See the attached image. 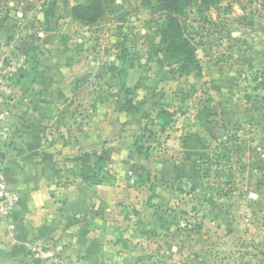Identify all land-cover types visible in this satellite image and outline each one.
Segmentation results:
<instances>
[{
	"label": "rangeland",
	"instance_id": "1",
	"mask_svg": "<svg viewBox=\"0 0 264 264\" xmlns=\"http://www.w3.org/2000/svg\"><path fill=\"white\" fill-rule=\"evenodd\" d=\"M52 1L0 0V46L18 43L13 55L27 65L11 146L18 149V132H34L50 146L71 143L74 157L110 155L106 163L86 158L107 177L102 184L128 190L120 222L104 237L120 248L98 264H264V0L185 10L198 64L186 69L165 60V21L153 4L117 0L85 26L69 15L81 0H55L46 17ZM161 108L172 113L167 127ZM144 131L140 156L133 145ZM75 166L81 194L72 201L96 196ZM17 259L50 264L28 252Z\"/></svg>",
	"mask_w": 264,
	"mask_h": 264
},
{
	"label": "crops",
	"instance_id": "2",
	"mask_svg": "<svg viewBox=\"0 0 264 264\" xmlns=\"http://www.w3.org/2000/svg\"><path fill=\"white\" fill-rule=\"evenodd\" d=\"M44 112L37 110L36 117ZM35 134L18 132L15 136L18 149L12 148L11 137L1 152L5 175L10 174L11 180L7 179L20 201L9 219L0 218V264H16L18 255L27 252L23 246L12 244V236L61 250L66 264L108 261L120 247L104 245V237L115 222H120L117 211L128 203L125 196L128 190L119 184L96 185L93 189L96 196L87 199L88 209L78 213L77 223L71 225L76 212L71 209V202L81 194L71 178L78 169L72 161L75 146L71 143L50 146Z\"/></svg>",
	"mask_w": 264,
	"mask_h": 264
},
{
	"label": "trees",
	"instance_id": "3",
	"mask_svg": "<svg viewBox=\"0 0 264 264\" xmlns=\"http://www.w3.org/2000/svg\"><path fill=\"white\" fill-rule=\"evenodd\" d=\"M117 0H81L76 5H73L69 9V15L76 21L84 24L85 26H94L99 21H101L107 14L108 10L116 4ZM145 7L153 6L157 11L162 12L164 17V28L162 29V45H167L165 50V60L173 63H181L182 68L186 69L190 65L198 67L197 61L195 60V48L191 46L188 41V36L186 34V27L181 24V17L184 15V11L188 8L197 5L199 2L208 6L219 3L221 0H144ZM153 8V7H152ZM56 4L55 0L51 2L50 8L47 10L45 16L48 17L50 14H55ZM126 90L127 97L132 94V90L129 87L124 88ZM188 95L182 96V101L188 99ZM129 105H133V99L129 98L127 101ZM142 102V100L140 101ZM160 107H168L166 102H158ZM140 113V112H139ZM159 117L163 121L164 127H167L171 121L172 113L168 112L166 109L161 108ZM148 118V114L143 113V119ZM146 131V130H145ZM145 131L137 136L134 142V154L144 155L147 151L144 144ZM87 157H94L99 163H106L111 159L110 155L106 153H97L96 151L91 154H83L78 157L72 158V161L76 162L81 166L82 173L79 176L84 179V181H91L94 185H100L106 181L107 177H103L102 174L95 173L92 171V167H88L86 164ZM11 180L10 174L7 176ZM79 199V198H78ZM78 206H83V208H78ZM87 199L84 201H73L71 202V209L76 211L71 220V225L77 223L75 216L78 213H83L88 208ZM74 217V218H73Z\"/></svg>",
	"mask_w": 264,
	"mask_h": 264
},
{
	"label": "built area",
	"instance_id": "4",
	"mask_svg": "<svg viewBox=\"0 0 264 264\" xmlns=\"http://www.w3.org/2000/svg\"><path fill=\"white\" fill-rule=\"evenodd\" d=\"M21 30L25 31V28L22 27ZM19 43L21 44L22 41ZM15 44L18 43L13 41L0 46V218L5 220L12 216L20 201L18 192L12 187L5 175L1 155L8 138L12 135L13 122L11 119L15 115L13 108L16 105L14 100L17 92V78L21 77L27 68L24 58H17L13 55L12 49L15 48ZM10 228L14 229L12 225ZM12 244L23 246L28 253L47 263L66 264L61 250L56 251L41 242L21 241L12 236Z\"/></svg>",
	"mask_w": 264,
	"mask_h": 264
},
{
	"label": "water",
	"instance_id": "5",
	"mask_svg": "<svg viewBox=\"0 0 264 264\" xmlns=\"http://www.w3.org/2000/svg\"><path fill=\"white\" fill-rule=\"evenodd\" d=\"M2 157H3V154H2ZM250 196L253 197V198H256L258 195L255 194V193H251Z\"/></svg>",
	"mask_w": 264,
	"mask_h": 264
}]
</instances>
